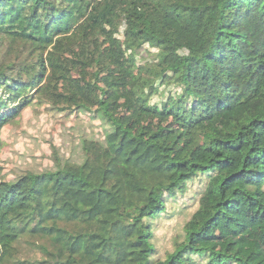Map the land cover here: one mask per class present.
<instances>
[{"label":"trees","instance_id":"1","mask_svg":"<svg viewBox=\"0 0 264 264\" xmlns=\"http://www.w3.org/2000/svg\"><path fill=\"white\" fill-rule=\"evenodd\" d=\"M83 22L122 28L130 60L155 50L145 96L170 85L172 107L146 109L201 130L197 152L176 158L158 131L134 132L105 94L92 109L46 93L57 42ZM36 104L92 128L68 153L51 145L49 166L0 180V264H264L211 236L239 202L264 225V0H0V147L2 127ZM216 115L218 129L201 125ZM195 181L182 234L157 256L154 223ZM25 248L38 256L22 258Z\"/></svg>","mask_w":264,"mask_h":264},{"label":"rangeland","instance_id":"2","mask_svg":"<svg viewBox=\"0 0 264 264\" xmlns=\"http://www.w3.org/2000/svg\"><path fill=\"white\" fill-rule=\"evenodd\" d=\"M58 64L48 70L46 93L54 95L60 106L74 97L93 109L98 99L105 96L109 110L134 132L158 131L169 145L174 157L185 149L197 152L202 144V132L188 128L182 117L147 110V104L172 107V86L162 85L149 99L143 87L148 81L146 68L153 67V48L130 60L122 43V28H97L83 22L71 34L57 42ZM38 105L25 108L15 119L2 127L0 147V180L23 169H42L51 163V145L66 153L78 136L92 127L86 115L67 117L61 112ZM173 109V108H172ZM174 111V109L172 110ZM186 117L189 112H184ZM94 123V124H93ZM94 132H100L98 121H93ZM223 119L216 115L201 122L202 126L218 129ZM190 129V131H187ZM202 182L187 184L175 201L166 204L167 214L153 226V243L160 254L171 249L172 242L182 234V227L196 206ZM185 206V207H184ZM236 220L220 221L211 229L213 245L234 251L241 249L249 259L264 262V225L262 214L239 202ZM35 252L25 248L22 258H34Z\"/></svg>","mask_w":264,"mask_h":264}]
</instances>
